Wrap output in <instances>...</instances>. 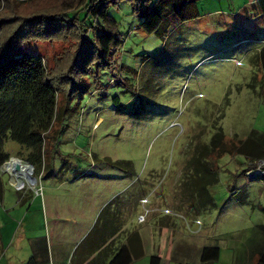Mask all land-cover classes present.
<instances>
[{
    "label": "rangeland",
    "instance_id": "1",
    "mask_svg": "<svg viewBox=\"0 0 264 264\" xmlns=\"http://www.w3.org/2000/svg\"><path fill=\"white\" fill-rule=\"evenodd\" d=\"M60 1L37 2L48 6ZM253 1L198 0L201 17L187 23L172 18L165 39L140 28L142 17L131 2L111 7L109 13L124 38L117 64L103 71L100 84L90 79L88 91L75 97L77 112L67 121L58 148L48 155V168L41 176L35 174V188L42 195L17 191L9 174L0 169V253L1 246H12L22 260L39 241L33 239L45 234L44 205L49 215L57 210L66 213L67 206L81 198L101 201L124 192L130 184L125 198L132 205V229L144 236L156 231L147 258L133 264H149L153 243H161L152 216L145 225L136 222L141 209L137 213L134 203L140 193L149 194L144 208L151 215L164 216L166 210L178 213L176 193L184 164L197 144L209 142L214 122L228 139L234 135L245 139L252 130L264 132V100L249 87L259 72L252 58L264 44L233 46L248 38L264 39V19ZM156 2L150 0V5ZM4 6L0 0L1 13ZM79 16L85 18V12ZM93 23V18L86 20L88 26ZM37 47L42 54L54 55L62 45ZM4 149L15 158L21 150L10 139ZM110 162L130 163L131 169L125 167V172ZM248 168L244 157L221 159L218 183L210 189L216 206L198 216L202 229L197 235L188 228L196 230L197 221L179 211L187 221L178 216L177 238L187 247L163 264H199L198 250L207 245L221 249L215 264H233L237 256L247 255L255 226L264 225V160ZM85 171L89 176L84 180L75 178ZM52 218L45 222L48 230ZM61 227L69 225L63 222Z\"/></svg>",
    "mask_w": 264,
    "mask_h": 264
},
{
    "label": "trees",
    "instance_id": "2",
    "mask_svg": "<svg viewBox=\"0 0 264 264\" xmlns=\"http://www.w3.org/2000/svg\"><path fill=\"white\" fill-rule=\"evenodd\" d=\"M37 1L4 0V11L0 12V169L12 158L4 149L10 139L20 145L16 157L33 166L35 178V174L41 176L42 169L48 168V155L58 148L67 121L77 112L73 105L75 97L88 91L90 79L100 84L103 71L114 69L117 64L124 38L118 22L109 13L111 7L121 1L131 2L135 13L142 17L140 28L162 39L169 33L172 18L187 23L201 17L198 0H157L153 6L150 0H61L58 5L48 6ZM252 6L264 19V0H257ZM81 12H85L83 19L79 16ZM89 18L94 23L88 26ZM244 42L264 44V39L260 42L248 38L233 46ZM38 44H60L62 48L54 55L42 54ZM252 63L259 72L249 87L264 100V48L255 50ZM212 127L209 142L197 144L184 164L180 191L176 193L178 213L162 216L159 225H175L181 215L179 211L198 221L202 212L216 206L210 189L218 183L220 162L225 155L244 157L250 170L264 160V132L252 130L245 139L237 135L228 139L216 122ZM109 164L120 166L125 172V167L131 169L130 163ZM88 176L85 171L75 178ZM148 196L142 191L139 202L134 204L143 205ZM118 203L119 197L100 215H107ZM185 215L180 217L187 221ZM37 243L44 241L40 239ZM34 253L27 264L42 262L38 252ZM142 256L140 236L132 231L107 264H132ZM220 256L218 246H204L200 264H215ZM149 264H163V259L152 255ZM233 264H264V225L255 226L247 255L237 256Z\"/></svg>",
    "mask_w": 264,
    "mask_h": 264
},
{
    "label": "crops",
    "instance_id": "3",
    "mask_svg": "<svg viewBox=\"0 0 264 264\" xmlns=\"http://www.w3.org/2000/svg\"><path fill=\"white\" fill-rule=\"evenodd\" d=\"M256 1L254 0L253 3ZM84 178L80 177L78 180L81 181ZM129 185L124 192L101 201L87 197L81 198L75 204L73 203V206L68 205L66 213H61V211L57 210L55 213L49 212V215L47 207L43 203L44 210L42 213L44 214V222L42 224L45 230L42 229V231L44 230L43 233L45 234H38L40 236L35 237L33 240L42 239L44 243H37L35 241V246L33 244L31 250L29 249L26 253L24 252L21 261L18 260L19 252L15 251L13 253L12 246H1L0 264H27L36 251L40 255L39 261H42L40 264H107L112 258V253L127 242L132 231L137 232L140 236L143 246L142 257L147 258L145 257L147 249L152 246L151 241L155 242L156 231L144 236L136 228L132 229L130 221L131 206L130 202L125 198ZM117 197H119L118 205L112 206L107 215L101 216L100 214L104 208ZM139 205L138 207L142 211L143 205L141 203ZM137 210L138 208L136 212ZM141 211L137 215V224L139 226L145 225L153 217L159 231V242L161 244L160 246L157 245V247L153 243L154 254L152 255L161 257L163 263L172 261L175 255H178L181 250L187 247L186 243L182 245L177 238L179 222L169 227H163L158 224V220L163 217H155L156 215H151L154 213H150L147 215L146 221L141 223L139 217L145 213V210ZM48 217H53L51 220V230H48L45 226V222L47 225L48 221H50ZM63 222L68 224L69 227L62 228ZM34 247L36 251H34ZM202 248H199V254ZM152 255H148L149 259Z\"/></svg>",
    "mask_w": 264,
    "mask_h": 264
},
{
    "label": "built area",
    "instance_id": "4",
    "mask_svg": "<svg viewBox=\"0 0 264 264\" xmlns=\"http://www.w3.org/2000/svg\"><path fill=\"white\" fill-rule=\"evenodd\" d=\"M3 173L9 174L11 181L13 182L15 188L19 192H28L34 191L36 196L42 195L40 190L35 188L37 184L36 178L34 176V168L32 165L25 163L24 161L18 158H12L10 161L5 163L1 168ZM148 202V199L144 201V203ZM144 206V204H143ZM145 213L139 217V221L144 223L146 221L147 215L150 213L149 209H145ZM166 213L169 214L170 211L166 210ZM198 228L196 230L190 229L192 234H200L202 229V222L200 220L197 221Z\"/></svg>",
    "mask_w": 264,
    "mask_h": 264
},
{
    "label": "clouds",
    "instance_id": "5",
    "mask_svg": "<svg viewBox=\"0 0 264 264\" xmlns=\"http://www.w3.org/2000/svg\"><path fill=\"white\" fill-rule=\"evenodd\" d=\"M12 158H15V157H12ZM12 158H11V159H12ZM11 159H10V160H11ZM18 159H19V158H18ZM10 160H9V161H10ZM6 163H7V162H6ZM26 193H27V192H26Z\"/></svg>",
    "mask_w": 264,
    "mask_h": 264
}]
</instances>
